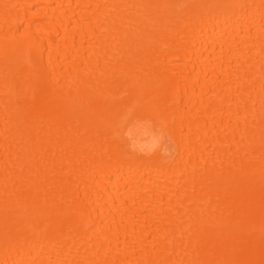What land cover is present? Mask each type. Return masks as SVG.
<instances>
[{
  "label": "bare ground",
  "instance_id": "bare-ground-1",
  "mask_svg": "<svg viewBox=\"0 0 264 264\" xmlns=\"http://www.w3.org/2000/svg\"><path fill=\"white\" fill-rule=\"evenodd\" d=\"M0 264H264V0H0Z\"/></svg>",
  "mask_w": 264,
  "mask_h": 264
}]
</instances>
